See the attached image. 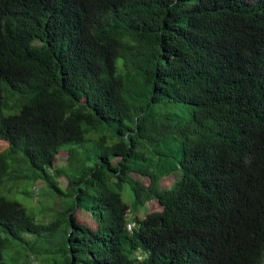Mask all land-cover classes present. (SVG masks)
Wrapping results in <instances>:
<instances>
[{"label":"trees","instance_id":"obj_1","mask_svg":"<svg viewBox=\"0 0 264 264\" xmlns=\"http://www.w3.org/2000/svg\"><path fill=\"white\" fill-rule=\"evenodd\" d=\"M0 139V185L74 197L0 194V264L64 221L63 264H264V0H0Z\"/></svg>","mask_w":264,"mask_h":264},{"label":"rangeland","instance_id":"obj_2","mask_svg":"<svg viewBox=\"0 0 264 264\" xmlns=\"http://www.w3.org/2000/svg\"><path fill=\"white\" fill-rule=\"evenodd\" d=\"M122 58L118 59L121 63ZM184 104L169 102L155 105V111L180 110ZM6 145L5 140L0 139V149ZM66 150H61L55 160V164H63L66 159ZM136 177H141L138 173H133ZM174 177V175H172ZM60 182L65 184V178H60ZM36 186V187H34ZM37 187L39 189H37ZM63 192L58 193L47 186L43 180H32L27 177L17 179H5L0 185V194H5L11 199L18 200L27 207L28 212L35 216L40 222L54 219L58 212L66 210L74 202L72 190L63 185ZM123 197L127 201H132L129 186L123 189ZM162 206L155 200L147 204V210L159 209ZM146 208V207H145ZM145 208L140 211V215L145 214ZM89 210L82 208L81 217L88 218ZM66 221L60 224L56 232L50 234H24V238L29 240L28 247L24 240L15 239L1 231L3 236H7V245L3 249V255L8 264H63V254L60 247L63 242V229Z\"/></svg>","mask_w":264,"mask_h":264},{"label":"built area","instance_id":"obj_3","mask_svg":"<svg viewBox=\"0 0 264 264\" xmlns=\"http://www.w3.org/2000/svg\"><path fill=\"white\" fill-rule=\"evenodd\" d=\"M34 187H36V186H34ZM37 189H39L38 187H37ZM135 223L134 222H130V223H128V228H131V226H133Z\"/></svg>","mask_w":264,"mask_h":264}]
</instances>
